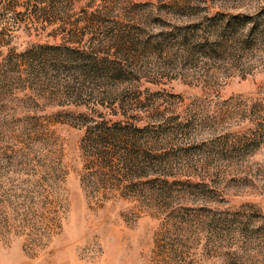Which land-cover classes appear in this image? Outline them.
<instances>
[{
    "label": "rangeland",
    "instance_id": "1",
    "mask_svg": "<svg viewBox=\"0 0 264 264\" xmlns=\"http://www.w3.org/2000/svg\"><path fill=\"white\" fill-rule=\"evenodd\" d=\"M0 264H264V0H0Z\"/></svg>",
    "mask_w": 264,
    "mask_h": 264
}]
</instances>
